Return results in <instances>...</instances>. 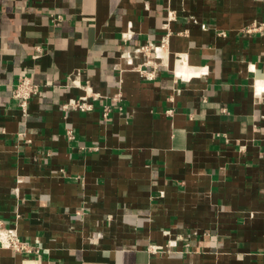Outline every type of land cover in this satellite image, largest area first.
<instances>
[{
    "label": "crops",
    "instance_id": "0c3cea01",
    "mask_svg": "<svg viewBox=\"0 0 264 264\" xmlns=\"http://www.w3.org/2000/svg\"><path fill=\"white\" fill-rule=\"evenodd\" d=\"M169 9V66L148 80L124 52L159 44ZM253 21L264 0H0V219L44 249L0 245V264H264V34L244 31ZM177 52L203 72L176 82ZM24 74L44 85L27 116L12 96ZM69 76L100 94L92 110L63 109L85 93ZM165 230L177 251H151Z\"/></svg>",
    "mask_w": 264,
    "mask_h": 264
},
{
    "label": "built area",
    "instance_id": "2783aa9c",
    "mask_svg": "<svg viewBox=\"0 0 264 264\" xmlns=\"http://www.w3.org/2000/svg\"><path fill=\"white\" fill-rule=\"evenodd\" d=\"M63 19L62 15L55 14L52 15V21L54 24H58ZM176 19V14L174 10H170L167 13V17L163 23V28L167 30V33L165 34V37L162 39V41L157 44H144L140 45L139 47L135 48L133 50L132 55H128L127 52H124L127 55V62L129 65L132 66V68L136 71H138L143 77H145L148 80H153L157 74L156 69L159 65H166L169 66V55L167 52V44L169 42V36L172 34L171 29V22ZM244 31L247 33H263L264 34V21H253L246 25L244 28ZM187 30L181 31L182 34H187ZM220 35L226 36L225 32H221ZM125 36L131 37V33H125ZM142 56H145L146 59L142 63H135V58H140ZM177 62L181 64V66L184 67L186 72L191 73L188 77H185L184 75L177 73ZM149 67H152V69H149ZM203 67H197V66H190L188 64L186 53L183 52H177L174 55L173 59V66H172V72L175 78V81L177 82L179 79H189L193 75H198L203 72ZM69 79L71 80V84L74 86L82 87L85 90V93L77 98H74L70 101H67L63 103L62 107L64 110L67 109H75L82 112L90 111L93 109L94 105L90 101L95 100L100 97V94L98 92H95L93 88L89 85L87 82L86 84H83L80 80L72 79L69 76ZM44 92V85L37 83L33 80V78L28 75L24 74L21 75L17 82L14 85L12 96L15 102V105L20 110L21 114L24 116H27L29 114V105L31 103V100L35 97H41ZM112 100L114 102H118L121 100V94L117 93L112 97ZM122 109V107H119ZM112 108L111 105H104L103 108V117L107 118L109 113L111 112ZM168 112H172V110H169ZM66 136L68 140H71L75 137L74 130L71 127H68L66 130ZM18 139H24L26 142L31 143L32 139H29L26 137L25 132H18L17 133ZM243 150L244 147H241ZM163 194V193H161ZM165 235L168 236L167 242L163 245H149V248L151 251L158 252L161 250L167 251V252H174L177 251V239L172 238L170 235V230L164 231ZM0 245L7 247L14 251L17 254L22 255H30V254H36L38 256H41L43 254L42 246L40 244H35L28 239L23 238L18 230V227L16 224L14 225H8L6 224L2 219H0Z\"/></svg>",
    "mask_w": 264,
    "mask_h": 264
},
{
    "label": "bare ground",
    "instance_id": "6f19581e",
    "mask_svg": "<svg viewBox=\"0 0 264 264\" xmlns=\"http://www.w3.org/2000/svg\"><path fill=\"white\" fill-rule=\"evenodd\" d=\"M176 66H177V73L178 74L184 75L185 77H187V76H189L191 74L189 72H186L184 67L181 66V64L179 62H177ZM263 79H264V77H263ZM258 80H262V79H258ZM258 88L259 89L261 88L260 83H258Z\"/></svg>",
    "mask_w": 264,
    "mask_h": 264
}]
</instances>
